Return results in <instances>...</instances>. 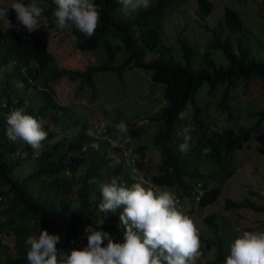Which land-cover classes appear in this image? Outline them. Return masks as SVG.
Masks as SVG:
<instances>
[{"label":"trees","instance_id":"trees-1","mask_svg":"<svg viewBox=\"0 0 264 264\" xmlns=\"http://www.w3.org/2000/svg\"><path fill=\"white\" fill-rule=\"evenodd\" d=\"M169 1L155 0L147 10L115 18L113 11L120 7L118 0H94L101 13L100 25L95 35L85 38L75 28L71 31L78 49H100L102 59L96 63H87L82 68L57 66L54 53L35 31L29 33L26 28H15L11 22L0 25V69L6 65L0 77V98L4 100V104L0 103V231L7 235L11 233L14 246V254L10 255L4 250V244L0 240V264H27L29 246L26 239L33 236L35 229H46L58 234V248L67 252L87 246L89 233L86 228L89 225L94 230L111 233L116 242L124 241L119 220L122 209L108 214L99 212L98 205L102 196L98 183L111 182L112 178H116L117 184L130 187L134 171L126 169L121 160L111 159L108 155L111 145L108 138H100L97 144L91 143L95 137L85 131V119L74 115L69 105L56 99L50 79H57L65 74L70 79H77L75 87L79 90L83 86L93 85L94 70L121 71L125 65L148 69L153 83H163L162 92L167 102L149 116L160 120L152 134V141L160 152L159 157L151 163L156 165L157 170H153L149 176L141 174L150 184L174 186L176 196H196V203L200 206L217 197L220 192L218 182L232 173L235 166L231 155L235 148L248 139L251 131L262 129L264 106L250 112L254 116L251 124L239 125L237 128L211 127L198 117L201 105L193 98L203 81L207 82L208 94H213L217 85L222 84L220 102L216 106L223 109L226 98L230 96L229 89L236 84L238 78L247 84L250 74L264 75V59L246 56L247 48L241 44L240 37L235 50L229 39L230 34L220 38L213 33L208 47L200 53L199 66L192 68L190 56L198 50L185 36L179 37L178 47L182 59L176 58L163 42V18L167 14L166 5ZM196 1L200 14H206L210 10L211 0ZM39 2L46 9L49 26L54 25L53 0ZM4 8L10 9L7 6ZM12 11L9 10L8 16L12 15ZM222 14L229 30L241 28V17L235 8L224 5ZM116 41L120 45L122 58L114 63ZM215 47L221 49L225 62H216L211 55V49ZM146 53L153 55L144 58ZM13 78L31 89L39 99L34 109L35 113L45 119L42 125L48 135L38 151L22 141L13 143L6 135L10 105L20 106L27 114L33 110L30 102L25 101L17 92ZM187 101L193 107L190 127L193 146L185 154L179 151V145L183 142L179 133L184 122L176 121ZM46 120H50L52 125ZM66 126L71 127L67 139L62 134L52 142L49 141L57 131H67ZM116 138L123 141L129 139L124 133H119ZM77 142L83 144L82 148L73 153L70 151L71 145ZM205 149L208 150L206 153ZM25 154L34 159L36 166L21 176H16L13 174L14 167L22 162ZM148 166L149 164L146 168ZM63 169L69 170V175H62ZM139 169L142 170L140 166L137 167ZM92 178L98 183H90ZM74 181L77 182L76 187L73 185ZM148 187L156 190L155 186ZM253 193L262 201L260 204H252L246 197L239 200L230 197L226 199L233 205L250 204L255 209L264 210V187ZM6 195H9L8 199ZM203 221L214 231L221 223L214 211L204 214ZM207 241L210 240L206 239V243ZM216 242L218 248L214 253L215 259L209 261V264H224L229 254L220 251L222 237H217ZM107 243L105 239L104 246Z\"/></svg>","mask_w":264,"mask_h":264},{"label":"rangeland","instance_id":"rangeland-1","mask_svg":"<svg viewBox=\"0 0 264 264\" xmlns=\"http://www.w3.org/2000/svg\"><path fill=\"white\" fill-rule=\"evenodd\" d=\"M13 2L15 0H0V7H10ZM22 2L31 3L32 0H22ZM35 2L40 4L39 0H35ZM211 2V8L206 14H200L196 0H170L167 3V14L163 18L162 39L173 51L174 56L182 59L178 46L179 37L183 35L198 50L190 56L191 67L196 68L200 63V53L205 47H208V42L214 33L220 38L230 34L229 39L235 50H237V39L240 37L241 44L246 45L247 48L246 56L263 60L264 0H211ZM224 5H230L238 11L241 17L240 29H228L222 14ZM113 14L115 18L124 15L120 7L116 8ZM11 16L14 17L11 23L15 28H24L20 26L14 10ZM6 23H8L6 18L0 20V25ZM35 32L42 36L47 47L54 53L57 66L82 68L87 63H96L102 59L100 49H78L74 43V35L69 29L61 31L54 24L48 29L41 27ZM115 47L117 52L114 63H117L122 58L119 50L120 45L117 41ZM152 55L153 53H146L144 58H149ZM211 55L216 62L226 61L219 47L212 48ZM5 66L0 69V77ZM92 78L93 85L91 87L93 88L83 86L79 90H76L75 87L77 79H70L65 74L57 79H50L49 82L54 88L56 99L60 103L69 105L74 115L85 119V131L95 137L91 140L92 144H97L100 138L104 137L110 140L108 155L112 157L111 159L121 160L126 169L134 171L133 183L142 180L144 184H147H145L146 187L152 185L156 190L167 189L175 193L174 186L150 184L141 174L149 176L153 170H157L156 165L151 163L159 157L160 152L152 141V134L159 126L160 120L149 116L160 105L167 102L162 92L163 83H153L148 69L134 65H125L121 71L116 69L94 70ZM13 81L17 92L23 96L25 101L30 102L32 109L35 108L39 99L32 90L22 86L16 78H13ZM207 86V82L203 81L197 87L193 99L201 105L198 117L211 127L231 126L237 128L239 125H249L254 120V116L250 112L264 106V75L250 74L247 84L238 78L236 84L229 89L230 96L226 98V106L223 109H218L216 106L217 102H220L222 84L217 85L213 94L207 93ZM192 109L193 107L189 106V101H187L184 108V112L187 113L186 119L179 118L176 121V123L184 122L182 128L191 127ZM37 119L41 123L45 121L43 116H39ZM46 121L50 126L52 125L50 120ZM121 123L127 126L128 131L124 135L129 138L128 141L116 138L119 133H122L119 127ZM261 123H263L262 129L251 131L248 139L233 151L231 161L235 167L228 177L218 182L220 192L213 201L200 206L196 203V196L187 194L177 196L179 199L177 207L190 216L200 229L203 256L197 264L214 256L218 248L217 237H222L220 251L227 255L230 254L231 243L243 231H264V210L255 209L250 204L233 205L226 199L230 197L239 200L246 197L252 204L262 202L253 193L256 189L264 187V119ZM65 129L67 130L65 132L57 131V134L49 141L52 142L62 134H65L64 138L67 139L71 127L66 126ZM114 143L117 145L116 147H113ZM82 145L79 142L74 143L71 145L70 151L79 152ZM132 156H134L133 159ZM147 164L149 166L146 168ZM35 166L34 159L25 154L22 162L14 167L13 174L21 176ZM138 166L142 170H137ZM69 173L67 169L61 170L62 175L67 176ZM208 182L210 181L208 180ZM73 185L76 187L77 182L74 181ZM8 198L9 195H6V199ZM209 211L216 212V218L221 221L216 231L212 228L209 229L203 221V215ZM39 232V229H35L33 236L38 235ZM1 233L6 241H13L11 233L8 235L3 231ZM206 239L210 241L206 243ZM213 240L214 242H212ZM1 241L4 244V250L13 255L14 246L4 240Z\"/></svg>","mask_w":264,"mask_h":264},{"label":"clouds","instance_id":"clouds-1","mask_svg":"<svg viewBox=\"0 0 264 264\" xmlns=\"http://www.w3.org/2000/svg\"><path fill=\"white\" fill-rule=\"evenodd\" d=\"M55 8L52 18L55 26L63 31L75 28L85 38L95 35L100 25L101 13L94 0H53ZM121 12L131 16L141 10H147L152 0H118ZM10 9L16 13L20 26L29 33L49 27L46 9L35 0L24 3L15 0ZM9 8L0 7V20L8 18ZM181 120L187 113L179 114ZM122 133L127 126L120 124ZM192 129L184 127L179 135L183 142L179 151L187 154L191 151ZM6 135L15 143L22 141L33 150H39L47 139L42 123L23 110H14L7 117ZM117 145L114 143L113 147ZM208 150L205 149V153ZM90 183H98L92 178ZM102 201L98 205L100 213L108 214L120 211V226L124 241L116 242L111 233L86 228L89 233L87 246L73 249L71 252L58 248L60 236L46 229L38 235L29 236L26 244L27 264H197L203 256L200 229L195 221L178 207V197L171 190H153L144 182L137 181L130 187L111 182L98 183ZM108 243L104 246L103 241ZM210 256L209 264L214 261ZM224 264H264V231H243L230 246V254Z\"/></svg>","mask_w":264,"mask_h":264},{"label":"built area","instance_id":"built-area-1","mask_svg":"<svg viewBox=\"0 0 264 264\" xmlns=\"http://www.w3.org/2000/svg\"><path fill=\"white\" fill-rule=\"evenodd\" d=\"M6 20L8 21V22H11L12 20H14V17L13 16H11V15H9L8 16V18L6 17ZM0 103L1 104H4V100H3V98H0ZM10 109H11V112L12 111H14V110H21V107L20 106H14V105H10ZM28 114L29 115H32V116H34V117H39L40 115H39V113H35V109L33 108V110H30L29 112H28ZM115 181H116V178H115ZM117 182V181H116ZM198 184H199V182H198ZM179 200V199H178ZM2 231H0V239L1 240H4V241H6L5 240V237H4V235L1 233ZM9 245H13V241H6ZM78 242V241H77Z\"/></svg>","mask_w":264,"mask_h":264}]
</instances>
